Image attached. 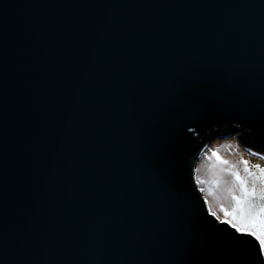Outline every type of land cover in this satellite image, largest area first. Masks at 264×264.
<instances>
[{
	"label": "water",
	"instance_id": "95a60500",
	"mask_svg": "<svg viewBox=\"0 0 264 264\" xmlns=\"http://www.w3.org/2000/svg\"><path fill=\"white\" fill-rule=\"evenodd\" d=\"M261 126L264 0H0V264L255 243L193 172L214 139L264 153Z\"/></svg>",
	"mask_w": 264,
	"mask_h": 264
},
{
	"label": "snow or ice",
	"instance_id": "6c2138e0",
	"mask_svg": "<svg viewBox=\"0 0 264 264\" xmlns=\"http://www.w3.org/2000/svg\"><path fill=\"white\" fill-rule=\"evenodd\" d=\"M184 118L183 113L175 116L177 122ZM260 131L264 132V126L260 127ZM248 151L252 152V149L249 148ZM253 154L264 158L262 152ZM212 156L224 166L221 170L229 173L231 177L222 190L224 197L230 201V207H225L223 203L218 204L221 215L205 199L208 211L216 221L229 225L241 236L251 237L255 243L217 250L211 256L200 259L197 264H264V167L258 164L249 167V162L241 158V171L223 160L216 151H212ZM196 182L203 183L199 177ZM220 183L218 179L212 181L213 185ZM200 191L204 192L205 189L201 188ZM208 191L211 193L212 189Z\"/></svg>",
	"mask_w": 264,
	"mask_h": 264
},
{
	"label": "rangeland",
	"instance_id": "374dc122",
	"mask_svg": "<svg viewBox=\"0 0 264 264\" xmlns=\"http://www.w3.org/2000/svg\"><path fill=\"white\" fill-rule=\"evenodd\" d=\"M212 151H216L223 160H227L230 165L235 166L241 171L243 170V165L239 163L241 158L249 162V167L256 164L264 167V158L243 150L234 136L214 139L201 152L200 157L194 165V184H196L199 190L201 188L205 189L204 192L200 191L204 204L205 199H207L208 203L212 205L213 210L222 215V213H219L217 205L223 203L225 207H230V201L224 197L222 190L225 187V182L229 181L231 177L229 173L221 170L224 166L212 156ZM197 177H199L203 183L198 184L196 182ZM217 179L220 180L221 183L219 185H213L212 181ZM209 189H212L211 193L208 191ZM205 206L208 210V205L205 204Z\"/></svg>",
	"mask_w": 264,
	"mask_h": 264
}]
</instances>
